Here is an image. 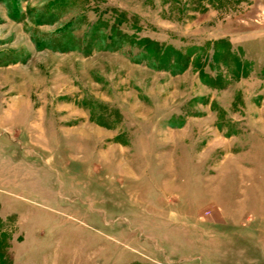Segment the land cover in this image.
<instances>
[{"label":"rangeland","instance_id":"1","mask_svg":"<svg viewBox=\"0 0 264 264\" xmlns=\"http://www.w3.org/2000/svg\"><path fill=\"white\" fill-rule=\"evenodd\" d=\"M0 264H264V0H0Z\"/></svg>","mask_w":264,"mask_h":264}]
</instances>
